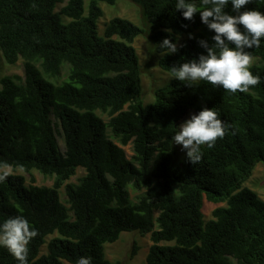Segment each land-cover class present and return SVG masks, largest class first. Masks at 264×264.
Listing matches in <instances>:
<instances>
[{
  "label": "trees",
  "instance_id": "trees-1",
  "mask_svg": "<svg viewBox=\"0 0 264 264\" xmlns=\"http://www.w3.org/2000/svg\"><path fill=\"white\" fill-rule=\"evenodd\" d=\"M117 1L0 0V57L24 64L23 76L0 80V170L36 169L54 178L51 186L34 184V177L27 184L7 171L0 224L22 215L38 230L28 264H76L81 257L113 264L105 245L133 230L150 233L142 264H264V199L244 185L255 166L264 165V38L247 50L250 70L260 78L249 92L207 81L189 87L172 77L145 103L133 45L144 28L115 16L99 31L100 3ZM132 1L142 7L158 64L169 73L206 54L200 40L215 43L200 13L185 19L177 0ZM189 2L201 6V0ZM246 8L264 13V0ZM225 11L236 14L231 0ZM183 35L175 54L160 49L165 38L178 43ZM64 68L66 79L53 81ZM205 107L219 114L226 135L212 148L202 145L197 164L181 162L172 139L177 124L189 110L198 114ZM79 167L86 173L66 183ZM205 197L226 203L208 220ZM138 249L134 244L132 257ZM0 264L19 261L0 246Z\"/></svg>",
  "mask_w": 264,
  "mask_h": 264
},
{
  "label": "clouds",
  "instance_id": "clouds-1",
  "mask_svg": "<svg viewBox=\"0 0 264 264\" xmlns=\"http://www.w3.org/2000/svg\"><path fill=\"white\" fill-rule=\"evenodd\" d=\"M250 2L231 0L232 11L236 13L233 15L225 11L229 0H201L199 7L189 0H177L176 9L183 10L185 19L192 20L197 12L200 13L202 23L214 31L215 43L210 46L207 40H200L206 54L179 67L173 66V78L186 81L189 87L207 81L232 93H247L258 85L260 78L250 70L252 57L247 50L259 47L264 38V13L247 9ZM166 31L171 32L170 29ZM189 38L194 37L189 34ZM159 47L166 50V55L179 50L178 43H173L171 38H165ZM178 129L172 137L174 144L181 145L182 150H186L188 162L195 165L202 159L201 146L214 147L217 139L226 135L227 126L214 109L205 107L198 114H192ZM8 175L7 171L0 173V182ZM37 235L38 230L22 215L0 224V246L7 248L19 264H28L29 244ZM76 264H91V258L81 257Z\"/></svg>",
  "mask_w": 264,
  "mask_h": 264
},
{
  "label": "rangeland",
  "instance_id": "rangeland-1",
  "mask_svg": "<svg viewBox=\"0 0 264 264\" xmlns=\"http://www.w3.org/2000/svg\"><path fill=\"white\" fill-rule=\"evenodd\" d=\"M104 14L99 19V31L103 33L106 23L115 16L125 17L142 28H144L145 32L138 35L133 45L136 48L139 62L141 66V78H142V98L145 103L152 102L155 98L156 89L165 86L168 84L173 77L171 73L162 69L158 64V59L160 53L157 51V45L151 39L150 26L148 21L146 20L142 7L133 2L132 0H118L115 4L111 5L105 2L100 3ZM187 35H183L179 37L178 46L180 42L186 38ZM5 75H24V64L23 60L20 59L15 64L7 63L4 58L0 57V80ZM67 70L64 68L61 74L53 79L55 82H60L66 79ZM1 89V83H0ZM194 110H189V112L179 120L177 124L178 127L184 123L187 119L194 114ZM105 119L107 116L100 113ZM196 114V113H195ZM179 130V129H178ZM61 144H63L62 139ZM176 149V157L179 161L183 162L187 160L186 150H182L181 145L174 144ZM126 155L128 158L133 154L132 145L129 144L124 146ZM8 171L15 174L23 175L26 179V183L32 182V177H34V184L36 185H47L51 186L54 183V178L50 176H45L41 172L36 169L31 170V172H27L21 168H17L13 170L11 167H4L0 170ZM86 173V170L82 167H79L76 171V174L72 176L70 179L66 181L68 182H77L78 179ZM245 186L250 187L255 190L258 195L264 199V165L262 163H258L250 178L244 183ZM131 195L134 197L136 192L130 188ZM61 199L64 201L66 199L65 188L64 186L60 189ZM226 205L225 202L222 203H214L208 200L206 197L204 198V217L206 220L213 217V211L215 208L219 206ZM55 234L48 236L47 240H49ZM152 241L150 239V233L146 235H141L138 231H124L121 233L119 239L112 243H107L105 245V253L106 257L113 264H142L145 262L146 255L148 253V249L151 245ZM134 244L139 246L137 253L132 257V251ZM47 252V246L44 244L41 248V254ZM64 264H71L67 261Z\"/></svg>",
  "mask_w": 264,
  "mask_h": 264
}]
</instances>
